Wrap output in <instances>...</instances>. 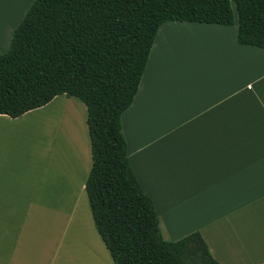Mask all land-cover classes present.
Listing matches in <instances>:
<instances>
[{"label": "crops", "instance_id": "obj_1", "mask_svg": "<svg viewBox=\"0 0 264 264\" xmlns=\"http://www.w3.org/2000/svg\"><path fill=\"white\" fill-rule=\"evenodd\" d=\"M20 2L0 0L1 48ZM236 34L235 19L162 24L122 129L165 240L197 232L220 264H264V48ZM86 117L64 94L0 115V264H115L85 192Z\"/></svg>", "mask_w": 264, "mask_h": 264}, {"label": "trees", "instance_id": "obj_2", "mask_svg": "<svg viewBox=\"0 0 264 264\" xmlns=\"http://www.w3.org/2000/svg\"><path fill=\"white\" fill-rule=\"evenodd\" d=\"M234 11L237 44L264 48V0H34L0 54V115L18 118L61 94L85 105L92 159L85 192L115 264H220L197 232L163 238L131 168L121 118L162 24L232 26Z\"/></svg>", "mask_w": 264, "mask_h": 264}, {"label": "rangeland", "instance_id": "obj_3", "mask_svg": "<svg viewBox=\"0 0 264 264\" xmlns=\"http://www.w3.org/2000/svg\"><path fill=\"white\" fill-rule=\"evenodd\" d=\"M23 0H21V2H20V4L21 3H23L22 2ZM32 1V0H31ZM31 4V3H30ZM25 4L24 5H22L21 7H20V11L22 12L23 11V9L25 8ZM27 7V6H26ZM233 8H234V6H233ZM234 16H235V20H237V16H236V14H235V11H234ZM1 17V16H0ZM23 18V16H8V18H10L12 21H15L16 20V22L19 20V18ZM7 40V39H6ZM9 43H10V38H9V41H8V43H7V41L5 42V46H3V48H1L0 47V54H3L5 51H6V49L8 48V46H9ZM6 47V48H5ZM72 102H74V101H72ZM75 104H77L76 102H75ZM75 107V109H80V107L78 106V104L76 105V106H74ZM71 108H69V110H70ZM71 111V110H70ZM73 115H74V117H75V113L73 112L72 113ZM71 123V122H70ZM45 124H46V122H43V125L45 126Z\"/></svg>", "mask_w": 264, "mask_h": 264}]
</instances>
